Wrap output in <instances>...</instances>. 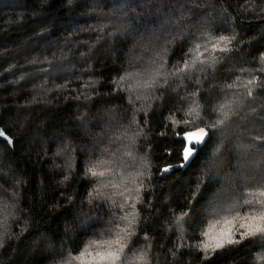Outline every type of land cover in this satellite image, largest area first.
<instances>
[{
  "label": "trees",
  "instance_id": "1",
  "mask_svg": "<svg viewBox=\"0 0 264 264\" xmlns=\"http://www.w3.org/2000/svg\"><path fill=\"white\" fill-rule=\"evenodd\" d=\"M262 55L264 0H0V264H264Z\"/></svg>",
  "mask_w": 264,
  "mask_h": 264
},
{
  "label": "snow or ice",
  "instance_id": "2",
  "mask_svg": "<svg viewBox=\"0 0 264 264\" xmlns=\"http://www.w3.org/2000/svg\"><path fill=\"white\" fill-rule=\"evenodd\" d=\"M234 38V37H233ZM221 41H225L228 38L221 36L219 38ZM199 48V45L196 46ZM214 50L216 49V45H213ZM219 51H227L228 49H218ZM264 59V55L261 57ZM197 59H199V56H197ZM188 68V65L185 64V70ZM249 85L253 84V80H249L247 82ZM229 88L232 87V85H228ZM247 95L249 97L252 96V90L249 89ZM229 105L227 104H221L219 106V112L222 119H219L216 122V125H213V127H218L219 125H222L224 123V119L227 118V112L225 111L226 108H228ZM190 112H196L195 108L190 109ZM199 115V113H196ZM5 133L3 131H0V137L4 136ZM184 138L186 139L187 143L182 147V158L185 162H188L191 157H193L197 151L196 146L202 145L206 142V138H209V131L208 129L204 127H197L194 131L188 132L184 134ZM256 139H262L261 137H256ZM11 142V141H9ZM217 151H219V148H217ZM171 167V166H170ZM168 168H165L163 171H168ZM93 175H104L103 172L101 173H93ZM122 195V193H121ZM259 197L264 198V190L259 191L258 193ZM257 203L264 206V199H259L256 201ZM246 204H251L252 201H245ZM189 213L185 212L183 215L177 217L176 223L177 225H181V221L184 220V217L187 216ZM124 219V218H122ZM242 219L238 215L236 217H233L232 220H229L227 217L223 218V223L226 225V228H222L220 231L219 236H211V231L216 227V224L220 223L219 220H217L215 223H210L208 226V230L204 232V235L206 237H210V239L215 240V248H221L224 246L225 243L233 244V243H239V240H233L231 238V232H232V225L235 220ZM251 221H258L255 224L248 223V224H240L239 227L241 229H247L246 232H241L240 236L241 239L245 238L246 236H253L256 234H264V213H261L257 216H251L248 217ZM123 231V230H121ZM89 247L95 248V254L93 255L92 252L86 248L83 252L80 253L78 257L75 259H83L85 255L90 257L88 264H117L118 261L121 260V256L124 252V249L127 247V245L123 242V237L116 236L114 239H108V240H102V241H91L89 244ZM210 247V245L205 244V248ZM134 260H143V256L135 257Z\"/></svg>",
  "mask_w": 264,
  "mask_h": 264
},
{
  "label": "water",
  "instance_id": "3",
  "mask_svg": "<svg viewBox=\"0 0 264 264\" xmlns=\"http://www.w3.org/2000/svg\"><path fill=\"white\" fill-rule=\"evenodd\" d=\"M194 130H195V129H194ZM194 130H192V131H194ZM192 131H191V132H192ZM209 136H210V135H209ZM208 139H209V138H206V142H207ZM206 142H205V143H206ZM205 143H204V144H205ZM204 144H202V145H204ZM202 145H197V146H202Z\"/></svg>",
  "mask_w": 264,
  "mask_h": 264
},
{
  "label": "rangeland",
  "instance_id": "4",
  "mask_svg": "<svg viewBox=\"0 0 264 264\" xmlns=\"http://www.w3.org/2000/svg\"><path fill=\"white\" fill-rule=\"evenodd\" d=\"M159 10V9H158ZM183 11V6L179 8V12Z\"/></svg>",
  "mask_w": 264,
  "mask_h": 264
}]
</instances>
